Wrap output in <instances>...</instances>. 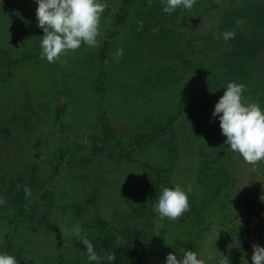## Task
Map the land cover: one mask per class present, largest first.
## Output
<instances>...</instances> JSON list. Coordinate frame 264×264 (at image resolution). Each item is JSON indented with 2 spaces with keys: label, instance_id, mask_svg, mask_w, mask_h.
I'll return each instance as SVG.
<instances>
[{
  "label": "trees",
  "instance_id": "16d2710c",
  "mask_svg": "<svg viewBox=\"0 0 264 264\" xmlns=\"http://www.w3.org/2000/svg\"><path fill=\"white\" fill-rule=\"evenodd\" d=\"M3 2L0 5L5 22L0 27L2 36L24 29L17 33L27 36L32 45L34 33H39L36 25L28 23L26 26L21 24L19 17L17 19L19 0ZM163 7L162 0H126L116 14L107 43L100 50L102 61H106L108 53L109 59L114 58L113 67H108L105 72L102 68L97 72L96 67H88L81 87L77 89L78 82L71 87L77 91L67 108L77 116L84 113L85 123L93 114H87L89 110L98 107L101 111L102 105L110 108L102 111L101 128L95 132L96 140H100L104 150L79 155L71 163L64 154H58L53 161L57 164L55 178L50 182L38 173L42 163L40 153L31 154L33 144L30 146L16 138L15 130L25 128L35 138L39 136V146L47 147L48 143L39 134L47 116L43 117L44 101L36 110L39 104L30 101L28 80L31 65L34 62L41 65L40 51L37 50L31 59L27 56L29 47L20 48L22 64L8 56L0 59V67L4 68V73L0 72V81L8 90L7 97L10 96V101L4 100L0 105L6 108L5 104H8L9 112L8 117H0V122H4L0 126V139L9 143L0 147V181L3 187H19L21 191L31 186L30 202L24 200L20 191L6 193L7 189L0 190V199L4 201L0 204V237L5 235L6 242L5 245L0 243V252L17 253L18 256L21 248L14 239L21 237L24 240L21 227L35 206L55 207L65 195L71 208L81 213L83 200L92 205L102 198L119 201L115 211L120 218L128 211L134 216L140 213L123 220L124 227L110 226L102 216L85 223L87 230L83 237L94 244L101 257L95 264H113L106 259L109 253L115 254L114 264H160L161 258L170 252H175L178 258L185 250L200 252L199 242L206 234L207 250L225 256V264H252L253 245L264 246V223L256 220L264 212V187H258L253 199L246 201L248 204L244 206V199L241 200L236 191L237 173L242 168L240 156L225 145L220 121L212 116L215 104L224 94L223 88L233 81L244 85L246 103L257 102L264 107V0H195L190 10L177 9L172 14L164 13ZM6 21L10 23L8 28ZM40 31L43 32L41 28ZM225 31L234 32V38L225 41L221 35ZM34 46L37 49L40 44L37 42ZM118 52L122 55L117 56ZM117 76H121L124 90L113 84ZM19 82H22L21 86L17 84ZM67 83L64 82V86ZM141 89L147 90L144 95L150 94L153 99L146 111L140 105L130 103L124 113H119L113 108L115 102H109V107L103 98L118 91L130 95ZM57 93L54 89L52 98L57 99ZM171 109L177 113L173 117ZM110 111L108 120L105 113ZM56 117L61 116L56 114ZM16 145L17 150H13L11 146ZM197 145L199 152L194 153ZM185 147L192 152L183 159L179 152ZM155 148L166 153L171 177L195 175L200 184L208 183L201 204L194 202L189 213L175 222L167 220L166 224L171 225L169 241L161 243L158 248L164 250L160 253L157 252L159 240L154 229V209L151 204L140 205L141 200H138L144 196L156 203L160 193L155 182L147 181V177H152L154 166L143 162V159L151 158V150ZM193 158H198V164L191 163ZM90 164L96 166L89 167ZM105 164L111 168L103 169L101 166ZM57 178L62 180L59 181L61 187L67 189L68 185L72 189L62 190L63 194L57 196L52 190L57 182L51 184ZM161 179L163 187H171L167 179ZM93 186L100 193L93 192ZM39 189H44L43 194L38 195ZM133 189L138 192L126 196ZM97 194L102 198L96 197ZM19 195L23 196L16 198ZM192 214L191 219L185 220ZM138 219L140 225L137 226L134 223ZM213 220H217L218 226L225 227L223 232L229 234L228 239L215 241ZM76 243L68 244L70 250L61 253H71L66 258L74 259L75 264H88L85 246L79 239Z\"/></svg>",
  "mask_w": 264,
  "mask_h": 264
},
{
  "label": "rangeland",
  "instance_id": "374dc122",
  "mask_svg": "<svg viewBox=\"0 0 264 264\" xmlns=\"http://www.w3.org/2000/svg\"><path fill=\"white\" fill-rule=\"evenodd\" d=\"M126 0H101V2L105 5V10L101 14L100 18V24H99V36H98V44L95 47L88 48L85 45H82L79 49L68 51L67 53L60 56L59 59H57L54 63H49L46 59L42 60L39 55V62L43 65V70L40 69V66L37 65L35 62L31 65L30 75L28 76V80L30 79L29 88L31 91L32 98L30 97V101H37L38 106L37 108L41 106V102L44 101L43 108L45 110V113L43 115L45 122L43 126L39 129L42 130L39 132L41 135V139H45L47 144V147L39 146L37 143L40 139L39 136L35 138V135L29 134V132L25 128H15L16 133L18 134L16 138H19V140L23 142H27L32 145L33 151H31V154L40 153V170H38V173L41 177L45 179H49V182L51 178H55L54 171H55V164L53 161H56V157L59 154H64L66 157L67 162L71 163L73 162V159L76 157L78 158L79 155H86L90 152H94L97 150H104L103 144H100V140H96L95 132L99 127L101 128V125L99 123L100 118L102 117V111L107 109L105 106H101L103 110H98V107H95L94 110H89L87 114L89 115V118L87 119V123H85L84 119L85 116L84 113H82L81 116H77L76 114H71L69 110L67 109L69 106V102L74 97V93L81 87L83 84L84 79V73L89 70L88 67H96V71L99 70H105L108 67H113V64L115 63L114 58L109 59V54L106 59V61H102L103 58H101L100 50L103 48L104 44H106V39H108V36L111 31L112 23L114 22V18L116 17V14L121 11V7H123ZM3 0H0V5L4 4ZM19 12L16 14L17 19L18 17L22 20L21 24H27L28 23H34L36 26L35 28L38 29L39 33H34L35 40L34 43L37 44V42L40 44V41L42 39V36L44 35V32L40 31V27L38 26V21L36 17V9L38 7L36 0H19ZM2 15L0 13V27H3L5 25V22L2 20ZM7 27H9L10 23L9 21H6ZM17 32L24 31L21 30H15ZM12 32L10 31L9 35L2 36L1 30H0V50L4 49L6 51L5 53L1 54L0 52V59L3 57H11L13 60L18 61L20 64H22L20 55L22 52H20V48L24 49V46L29 47V53L27 56H30L32 59L35 54H37V50L41 52V47L39 46L37 49L34 46V43L32 41V45H29L30 39H27L28 37L24 34ZM15 49V50H14ZM17 52H19L17 54ZM39 54V52H38ZM45 66V68H44ZM3 67H0V72H2ZM95 71V74L96 73ZM4 73V72H2ZM93 75V76H94ZM1 77V76H0ZM121 76H117V79L115 80V83H113L118 89H123V81H121ZM89 79V77H88ZM58 81V84L55 85L54 82ZM67 83V85L64 86L63 83ZM76 84L77 89L71 88ZM21 86L22 82L17 83ZM59 85V88H56ZM58 91L57 93V99L52 98L53 90ZM8 90L4 89L3 82L0 81V105L5 100L10 101V96L7 97L9 93H7ZM147 93V90H137L134 91L133 94L129 93L125 95V92H115V94H107L103 98L106 99L107 105L109 106V102H115L116 104L113 105V108H116L119 113H124L126 109L128 108L127 104H135L141 108H143L144 111L151 105V95L145 96L144 94ZM42 94H46L45 96H41ZM153 95V93H152ZM40 101V102H39ZM71 103V102H70ZM97 105V104H96ZM4 106V105H3ZM3 106H0V117L6 118L9 116V112L7 111L8 104H5L6 108H3ZM93 107V106H92ZM110 107V106H109ZM160 110V109H159ZM52 112V113H51ZM56 114L61 116L59 119H57ZM111 111L108 113H105L108 120L110 118ZM176 111L173 112L171 109L170 115L173 117L176 115ZM79 118V119H78ZM84 120V121H83ZM181 121V119H180ZM184 121V120H183ZM4 122H0V126H2ZM103 135H105V132L101 131ZM44 136V137H43ZM43 137V138H42ZM110 139V135H107ZM12 139L13 142H15V139ZM103 138V137H102ZM8 143L6 140L0 139V147L4 146V144ZM6 144V145H7ZM15 144V143H14ZM5 145V146H6ZM13 150H17L18 145L11 146ZM10 148V149H11ZM30 148V147H29ZM61 149V151H60ZM200 149V146L197 145L194 149V153H198ZM12 150V151H13ZM60 151V152H59ZM152 151L151 158L150 159H143V162L148 164V162L151 163L152 166H154V172L151 175L152 177L148 178L147 181H153L155 182L161 191L163 188V184L160 182L162 179L165 178L169 181L171 187L180 184L185 189L190 185L192 188L191 193L189 194V203H190V209L191 205L195 203H200L204 199V190L205 186L208 184H200L197 181V177L195 175L180 177L179 175L170 176L168 170L170 168L169 160L167 159L166 153H164V150L160 148H155ZM192 152L191 149L188 150V148L182 149L179 152V156H181L183 159L185 156L190 155ZM120 157V156H119ZM197 155L194 154V158H196ZM191 160L193 164H198L199 161H196L197 159ZM189 162V161H187ZM240 162L242 164V168L237 173L238 174V181H237V193L240 196V199H244V206H246V201H249L251 198L253 199V195L258 190V187H264V161H261V164L259 165V168H256L258 165L256 164H249L245 160H243L242 157H240ZM73 164V163H72ZM112 165V164H111ZM96 164H90L89 167H94ZM103 169L105 167L111 168L109 165L101 166ZM107 168V170H108ZM175 171L176 169H172ZM65 172V171H64ZM147 173V171H145ZM63 173V172H62ZM131 174V173H130ZM128 176V175H127ZM133 176H128L129 179H131ZM59 181L60 178H57L56 180H53L51 184L56 183V185L52 188L53 191H55L56 195L59 196L60 194H63V192H67L68 190L72 189V186L67 185V189H64L60 186ZM133 182V181H132ZM137 183V182H136ZM261 185V186H260ZM2 182L0 181V190H6V193L10 192H22V194L25 196L24 200L30 202V197L26 196L25 194V187L23 191L20 190L19 187H3ZM28 188L31 190V186ZM46 188L49 189L47 186ZM62 188V189H61ZM63 190V192H62ZM43 190L39 189L38 195L43 194ZM97 191L100 193V191L93 186V192ZM134 191V189L131 192H127L126 196L130 195ZM139 192H142L139 191ZM16 193V192H14ZM23 195H19L16 198H19ZM56 196V197H57ZM66 196V195H65ZM62 197L60 201L57 202V205L55 207H44L40 206V204L35 206L33 211L31 212L28 219L25 221V223L22 225V233L24 236V240L22 238L17 237V239H14V242L21 248V251H19V255H14L17 260L19 261V264H75V260L72 258H66L70 257L71 253L64 254L61 252H66L65 250H70L68 247V244H75L77 240L79 239L75 235L72 234V229L74 226L79 225L81 228V235L83 236L86 232L85 230V223L89 221L90 219L98 220L99 216H102L105 218V221L111 226H121L124 227L123 220L125 222V219L128 217L134 218V216L131 212H124V215L120 218L119 213L115 211V207L117 206V202L115 199L113 201L107 200L106 198H102L101 194H97L96 197H100L102 199L95 201L94 203L89 204L86 200H83L81 202V206L83 208V212L75 211L71 208V202H69L67 197ZM252 196V197H251ZM53 200H58L56 198H53ZM141 200L140 205H147L151 204V208L154 209V203L153 199L145 198L144 196L138 199ZM35 201V200H34ZM132 201V200H130ZM135 201V200H134ZM36 202V201H35ZM151 202V203H150ZM188 209L184 215L186 216L190 211ZM101 214V215H99ZM118 216V218H116ZM140 217V216H139ZM193 217V214L191 216L186 217L185 220H189ZM119 219H122L121 221ZM181 219V217L177 218ZM154 223H155V234L158 237L157 242V252L160 253L164 249L158 248L161 243L164 241H169V231L170 226L167 225V218L160 219L157 215V213L154 211ZM261 223H264V212H261L257 219ZM172 221V222H175ZM215 221L211 222L212 225V236L215 238V241H223L228 239V235L225 234V231L223 232L224 228L223 226H218L215 224ZM118 222V223H116ZM131 221L130 223H132ZM135 225H140V220L138 219L135 223ZM208 235V234H206ZM203 237L200 240V252L198 253H205L207 250V246L209 242L208 236ZM219 236V237H218ZM11 241V240H10ZM207 242V243H205ZM0 243L5 245V235H2L0 237ZM77 244V243H76ZM75 246V245H74ZM164 246V245H163ZM160 249V250H159ZM168 250V249H167ZM160 251V252H159ZM67 253V252H66ZM166 255V253H164ZM66 260H65V258ZM166 256H163L160 260L165 261ZM60 261V262H59ZM73 262V263H72ZM164 264V263H162Z\"/></svg>",
  "mask_w": 264,
  "mask_h": 264
},
{
  "label": "clouds",
  "instance_id": "9594fccd",
  "mask_svg": "<svg viewBox=\"0 0 264 264\" xmlns=\"http://www.w3.org/2000/svg\"><path fill=\"white\" fill-rule=\"evenodd\" d=\"M162 11L172 14L177 9L190 10L195 0H162ZM38 5L36 17L38 26L44 35L40 41V57L54 63L68 51L79 49L82 45L88 48L98 44L99 24L105 5L101 0H36ZM225 41L234 38L235 33H221ZM122 55L118 52L117 56ZM224 94L214 106L212 116L219 119L222 135L226 137L225 145L234 153L239 154L249 164L264 161V107L257 102H245L244 85L228 82ZM26 196L31 190L25 187ZM192 188L186 189L180 184L163 187L154 205V211L160 219L175 221L190 207L189 194ZM4 201L0 199V204ZM72 234L79 238L87 252L88 264H95L101 257L94 244L81 235V228L76 225ZM252 264H264V246L253 245ZM107 261L116 259L114 253L106 256ZM0 264H19L14 255L0 252ZM165 264H225V256H217L212 251L197 253L185 250L183 256L175 252L168 253Z\"/></svg>",
  "mask_w": 264,
  "mask_h": 264
}]
</instances>
